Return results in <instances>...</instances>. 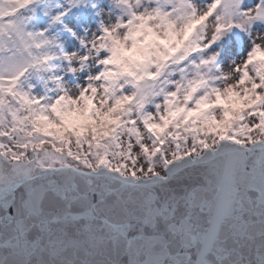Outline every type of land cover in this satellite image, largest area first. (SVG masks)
Segmentation results:
<instances>
[{"label":"snow or ice","instance_id":"snow-or-ice-1","mask_svg":"<svg viewBox=\"0 0 264 264\" xmlns=\"http://www.w3.org/2000/svg\"><path fill=\"white\" fill-rule=\"evenodd\" d=\"M0 264H264V0H0Z\"/></svg>","mask_w":264,"mask_h":264}]
</instances>
